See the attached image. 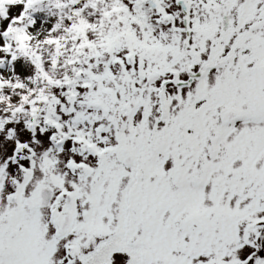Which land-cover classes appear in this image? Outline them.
Segmentation results:
<instances>
[{
    "label": "snow or ice",
    "instance_id": "1",
    "mask_svg": "<svg viewBox=\"0 0 264 264\" xmlns=\"http://www.w3.org/2000/svg\"><path fill=\"white\" fill-rule=\"evenodd\" d=\"M0 264H264V0H0Z\"/></svg>",
    "mask_w": 264,
    "mask_h": 264
}]
</instances>
